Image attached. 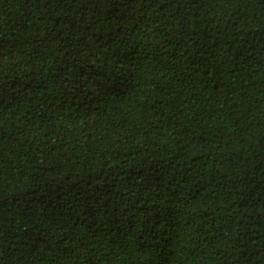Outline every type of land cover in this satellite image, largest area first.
Listing matches in <instances>:
<instances>
[{"label":"trees","instance_id":"1","mask_svg":"<svg viewBox=\"0 0 264 264\" xmlns=\"http://www.w3.org/2000/svg\"><path fill=\"white\" fill-rule=\"evenodd\" d=\"M0 264H264V0H0Z\"/></svg>","mask_w":264,"mask_h":264},{"label":"snow or ice","instance_id":"2","mask_svg":"<svg viewBox=\"0 0 264 264\" xmlns=\"http://www.w3.org/2000/svg\"><path fill=\"white\" fill-rule=\"evenodd\" d=\"M12 98L5 95L3 92H0V111H3L5 108L11 106Z\"/></svg>","mask_w":264,"mask_h":264}]
</instances>
